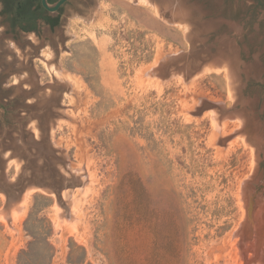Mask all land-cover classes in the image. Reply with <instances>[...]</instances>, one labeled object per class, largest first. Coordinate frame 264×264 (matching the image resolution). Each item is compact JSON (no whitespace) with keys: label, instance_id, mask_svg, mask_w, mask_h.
I'll return each mask as SVG.
<instances>
[{"label":"rangeland","instance_id":"1","mask_svg":"<svg viewBox=\"0 0 264 264\" xmlns=\"http://www.w3.org/2000/svg\"><path fill=\"white\" fill-rule=\"evenodd\" d=\"M2 7L0 264H264V0Z\"/></svg>","mask_w":264,"mask_h":264},{"label":"flooded vegetation","instance_id":"2","mask_svg":"<svg viewBox=\"0 0 264 264\" xmlns=\"http://www.w3.org/2000/svg\"><path fill=\"white\" fill-rule=\"evenodd\" d=\"M0 1L3 5L1 13L4 17L8 19L9 27L12 30L19 29L24 33H32L38 31V27L40 23H44L51 26L46 22L45 17L48 16V14L44 12V10L47 9L44 8L43 5L42 8H39L37 5L33 6V9L35 10L34 12L31 11L25 12L19 9V6H17L15 2L16 0H0ZM60 11H57L56 13H58L59 15ZM49 13L51 14V12Z\"/></svg>","mask_w":264,"mask_h":264},{"label":"trees","instance_id":"3","mask_svg":"<svg viewBox=\"0 0 264 264\" xmlns=\"http://www.w3.org/2000/svg\"><path fill=\"white\" fill-rule=\"evenodd\" d=\"M56 1H58V0H48L49 3H55ZM15 2L17 4V6H19V9L21 11H25V12L26 11L34 12L35 10L33 9V6H35V5H37L39 8H42L41 0H16ZM61 9H62V7L58 11H60ZM44 12H46L48 14V16L45 17L46 22L48 24H50L52 28L56 27L59 24L58 15L53 16L47 10H44ZM28 221H29V219H28ZM32 237L34 240L30 243V247H31V245H33V243L35 242V239H36V237L33 233H32ZM49 245H50V243H49ZM18 263L22 264L21 259H19Z\"/></svg>","mask_w":264,"mask_h":264},{"label":"water","instance_id":"4","mask_svg":"<svg viewBox=\"0 0 264 264\" xmlns=\"http://www.w3.org/2000/svg\"><path fill=\"white\" fill-rule=\"evenodd\" d=\"M68 0H58L55 3H49L48 0H41L42 5L46 8L49 12H57ZM252 197L250 198V204L248 207V215L249 218H252L253 212V204Z\"/></svg>","mask_w":264,"mask_h":264}]
</instances>
